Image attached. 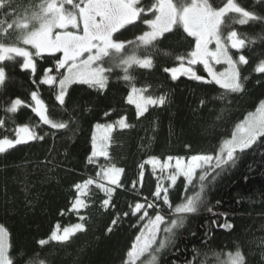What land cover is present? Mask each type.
Wrapping results in <instances>:
<instances>
[{
    "label": "snow or ice",
    "instance_id": "obj_1",
    "mask_svg": "<svg viewBox=\"0 0 264 264\" xmlns=\"http://www.w3.org/2000/svg\"><path fill=\"white\" fill-rule=\"evenodd\" d=\"M256 26L261 32L250 35L248 29ZM133 29L139 32L132 39L121 38ZM169 41L187 47L179 53L164 50ZM257 42L264 47V0H251L247 7L239 0H0V129L8 132L9 122L15 123L16 114L22 110L33 114L31 123L18 124L11 136L0 138V155L18 145L43 141L61 130H73L75 112H69L67 105L73 85H86L103 95L113 77L123 81L129 87L126 103L134 105L137 119L149 108L165 106L167 95H146L148 86L137 87L135 75L138 70L154 69L161 57L178 61L177 66L163 67L172 81L186 77L223 90L216 97L224 104L217 117L222 119L225 112H231L233 101L247 91L251 73L244 74V66L250 65L249 53L255 55ZM41 61L49 66L41 68ZM217 65L225 67L218 70ZM197 66H202L206 75L198 74ZM17 69L34 86L26 98H13L7 91L12 81L9 72ZM251 72L256 74L255 83L264 87V52L257 57ZM42 90L54 97L53 104L45 102ZM200 103L203 106L205 101ZM113 111H105L104 117H111ZM52 113L61 117L67 114L68 119L52 118ZM44 126L54 131H45ZM132 127L126 114L95 125L96 129H103V134L98 137L93 133L86 159L87 164L95 166V178L89 176L74 183L70 206L60 212L61 216L75 214L78 222L67 226L57 223L47 239L37 241L41 249L53 242L67 244L77 233L87 230L88 217L83 210L97 203L94 186L103 193L98 209L112 217L106 233H112L124 218H136L132 226L137 228V234L123 264H158L160 254L174 245L178 230L192 214L201 209L213 211L208 206L207 189L216 177L235 167L254 146L264 145V100L235 122L212 152L188 159L168 156L163 161L151 156L138 165V178L129 188L121 182L125 168L113 161L109 147L111 133ZM101 158L105 163H101ZM146 166H151V175L156 179L154 190L148 195L141 191L145 187ZM180 178L184 194L180 203L174 204L170 189ZM118 190L132 191L134 196V203L123 213L115 211L113 197ZM135 197H142V201ZM219 227L233 226L225 221ZM8 238L7 228L0 225V264H15L9 254ZM199 255L197 251L192 260L186 257L184 264H196ZM204 255L207 257V253ZM214 255L219 261V255ZM27 264L49 262L37 253ZM219 264H245V256L237 249Z\"/></svg>",
    "mask_w": 264,
    "mask_h": 264
},
{
    "label": "trees",
    "instance_id": "obj_2",
    "mask_svg": "<svg viewBox=\"0 0 264 264\" xmlns=\"http://www.w3.org/2000/svg\"><path fill=\"white\" fill-rule=\"evenodd\" d=\"M239 2L246 7L251 4V0ZM138 32L139 29H133L121 38L132 39ZM260 32L259 26L248 29L250 35ZM163 47L179 53L187 45L169 41ZM261 52L264 47L257 42L255 55L249 53L250 65L244 66V74L251 73L246 83L247 91L233 101L231 112H225L219 120L217 117L224 104L216 97L223 90L186 77L172 81L163 72V67L177 66L178 61L166 57L159 58L151 71L138 70L135 73L136 86H148L146 95L166 94L168 98L165 106L149 108L140 119L136 118L135 108L126 103L129 87L123 81L113 77L103 95L86 85H73L67 101L68 111L75 112L73 130H61L54 136H46L43 141L18 145L9 153L0 155V225L9 232V254L15 264H27L37 253L49 264H123L137 234V228L132 226L136 218H124L112 233H106L112 217L98 209L103 194L96 190L93 192L98 193L94 197L97 203L83 210L88 217L85 232L77 233L67 244L53 242L43 249L37 244L38 240L48 238L57 223L67 226L78 222L75 214L61 216L60 212L70 206L72 185L95 176V166L86 162L95 125L109 123L123 114L133 125L130 129L111 133L113 139L109 147L113 161L125 168L121 182L129 188L138 178V165L151 156L164 159L210 153L226 138L235 122L254 111L264 100V87L255 83L256 74L251 72ZM47 66L40 62L41 68ZM197 68L200 69L198 74L205 75L201 66ZM9 74L12 81L8 94L13 98L28 97L34 86L27 75L18 69L10 70ZM41 96L47 104L54 103L49 91L42 90ZM201 100L205 101L203 106ZM110 109L114 110L113 115L104 117V112ZM51 115L56 119H68L67 114L62 117L56 113ZM32 118L30 110L18 112L15 123L9 122L8 132L0 129V138L11 136L16 125L29 124ZM44 129L54 131L47 126ZM48 160L52 163L46 164ZM151 172L146 166L145 187L141 189L144 195L154 190L156 179ZM182 179L170 189L174 204L180 203L184 194ZM135 199L142 201V197ZM113 200L115 211L123 213L129 210V204L134 203L133 192L118 190ZM207 200L213 211L201 209L192 214L178 230L174 245L160 254L158 264H184L185 258L192 260L197 251L200 255L196 257V264H219V261H227L229 253H235L237 249L244 254L245 264H264V145L257 144L235 167L216 177L207 189ZM225 221L233 227H219ZM214 254L219 255V261Z\"/></svg>",
    "mask_w": 264,
    "mask_h": 264
},
{
    "label": "rangeland",
    "instance_id": "obj_3",
    "mask_svg": "<svg viewBox=\"0 0 264 264\" xmlns=\"http://www.w3.org/2000/svg\"><path fill=\"white\" fill-rule=\"evenodd\" d=\"M225 66L224 65H217L216 66V68L218 69V70H223V68H224ZM201 68H202V66H201ZM205 73V72H204ZM205 75H206V73H205ZM133 107H134V105H132ZM135 108V107H134ZM93 133H95L98 137L100 136V135H102L103 134V129H96L95 127H94V130H93ZM191 156H189V157H184L185 159H188V158H190ZM164 159H166V158H164ZM164 159H161L162 161L164 160ZM147 160V159H146ZM101 163H105V161L103 160V158H101ZM150 169H151V166H148ZM93 178H95V176H92ZM88 178V177H87ZM86 178V179H87ZM165 183H166V181H165ZM97 191L98 192V190L97 189H95V187L93 186V188H92V191ZM98 193H100V192H98ZM100 194H103V193H100Z\"/></svg>",
    "mask_w": 264,
    "mask_h": 264
}]
</instances>
